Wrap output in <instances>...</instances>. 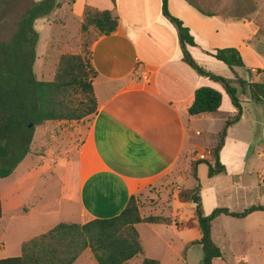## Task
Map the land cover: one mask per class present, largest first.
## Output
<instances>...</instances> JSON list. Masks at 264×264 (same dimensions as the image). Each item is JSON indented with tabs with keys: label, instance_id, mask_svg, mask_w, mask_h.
<instances>
[{
	"label": "crops",
	"instance_id": "0c3cea01",
	"mask_svg": "<svg viewBox=\"0 0 264 264\" xmlns=\"http://www.w3.org/2000/svg\"><path fill=\"white\" fill-rule=\"evenodd\" d=\"M62 1L61 8L34 23L38 34L40 24L62 32L60 38L48 44L56 52L50 62L49 51L38 53L39 34L34 72L40 81L53 80L55 65L67 45L66 26L73 19L80 27L86 5L112 10L118 17L117 28L109 36L99 37L90 47L91 65L96 72L92 88L97 110L87 118L86 129L82 123L78 126L79 142L64 153L66 158L59 164L63 165V170L59 177L61 192L54 199L56 203L46 199L43 204V199L36 196L37 201L33 200L29 208L10 207L5 204L8 197L0 192V260L19 257L23 243L59 223L83 225L94 219L120 215L132 196L149 192L183 161H194L193 153L199 152V155L200 151L208 150L225 120L235 112L218 84L198 75L183 62L177 31L162 14V0H114V3L111 0H70L69 4L67 0ZM191 1L212 15L202 14L186 0H168L167 8L193 38L195 46H188L187 51L199 67L225 78L224 69L213 63L215 58L209 53L229 48L236 49L241 57L243 52L250 53L264 66V0ZM255 49L260 54L255 53ZM39 59L42 61L38 65ZM235 69L232 70L234 75L241 78ZM201 87L220 92L221 106L216 114L191 117L187 109L195 91ZM241 101L242 117L228 129L219 155L226 174L213 178L206 175L204 182L199 180L205 215L219 208L242 212L251 206L264 205V110H255L252 118L245 122L243 105L254 103ZM199 123L214 129L203 132L207 140L202 138ZM28 156L40 157L42 163L51 158L48 152ZM31 173L24 176L21 185L32 178ZM61 211H66L68 217L79 218V222L50 221L52 215ZM227 218H218L212 228L218 222H226ZM45 221L48 224L44 232L28 238L23 234L29 225ZM242 222H253L254 232L260 235L264 212H256ZM142 225L149 224L137 225L136 230ZM193 229L197 232L193 240H199L201 234L196 221ZM218 237L224 245H229L226 230Z\"/></svg>",
	"mask_w": 264,
	"mask_h": 264
},
{
	"label": "trees",
	"instance_id": "16d2710c",
	"mask_svg": "<svg viewBox=\"0 0 264 264\" xmlns=\"http://www.w3.org/2000/svg\"><path fill=\"white\" fill-rule=\"evenodd\" d=\"M111 1L114 3V0ZM186 1L202 14L212 15L201 10L191 0ZM167 2L162 0V14L177 31L183 62L198 75L218 84L235 110L213 137L209 157L190 163L194 186L179 193L182 202L193 206L194 221L201 234L199 240L189 243L187 247L200 246L203 254L201 264H213L223 256L212 239L213 223L222 216L244 220L256 212H264V205L251 206L242 212L219 208L205 215L197 168L205 165L208 178L226 174L219 155L228 129L242 117L239 93L248 92L254 104L264 106V84L249 82L237 75L233 79H226L199 67L187 51V47L195 46V42L182 22L169 13ZM61 6L60 0L32 2L18 19L12 37L7 42H0V179L9 177L32 154L31 144L36 128L58 121H80L96 113L97 104L92 88L96 72L91 65L90 47L99 37L109 36L116 31L118 17L112 10H99L86 5L80 23L81 33L86 36L93 30L96 34L89 46L83 43V47L88 48V59L81 55L64 54L58 60L53 80L40 81L34 72L39 41L34 23L37 19L48 17ZM209 55L231 70L244 67L241 55L234 48L215 50ZM248 73L251 76V71ZM256 73L264 74V66ZM76 96L80 99L76 100ZM221 101L220 92L201 87L195 91L194 99L187 109L188 115L216 114ZM1 215L0 204V218ZM140 224L171 226L172 222L163 217L141 218L137 200L132 196L120 215L110 219H94L83 225L59 223L23 243L19 257L2 259L0 264H74L86 250L91 252L97 264H127L136 257L144 256L143 244L135 228ZM142 264L160 263L156 259L143 257Z\"/></svg>",
	"mask_w": 264,
	"mask_h": 264
},
{
	"label": "rangeland",
	"instance_id": "374dc122",
	"mask_svg": "<svg viewBox=\"0 0 264 264\" xmlns=\"http://www.w3.org/2000/svg\"><path fill=\"white\" fill-rule=\"evenodd\" d=\"M41 1L43 0H0V42H7L12 37L16 31L18 19L31 6L32 2L38 3ZM62 2H65V0ZM195 2L197 1L195 0ZM66 3L69 4L70 0H67ZM50 20L55 21L54 18ZM69 22L65 31L67 45L63 48L62 55H81L83 58L88 59V48H84L83 43H87L89 46L92 40L96 38L95 32L90 30L86 36H83L80 27H78V23L73 19L69 20ZM38 30L41 40L38 53L40 55L42 52L45 54L49 51L51 59L48 62H50L53 60L56 52L55 48L53 49L48 44L52 40L55 41L60 38L62 32L52 26L41 24L38 26ZM255 53L260 54L256 49ZM241 58L244 67L235 69L236 73L246 81L264 84V74L256 73V70L262 69L263 67L259 61L252 57L250 53L245 52H243ZM41 61L39 59L37 64L39 65ZM213 63L224 69V73L226 74L225 78L233 79L235 77L234 72L224 66V64L215 59ZM49 70L51 73L54 72L53 67H50ZM252 70L255 71L250 76L248 72ZM252 75H259V77H252ZM221 77L224 78L222 75ZM239 97L245 102L251 100L250 95L246 91L243 93L240 92ZM75 99L79 100L80 97L76 96ZM76 103L78 106V102ZM243 106L245 122H248L252 118L255 110H264V107L255 104H244ZM87 118L89 117H85V120L82 119L80 121H58L35 129L31 144L32 155L37 156L48 152L51 158L48 162L42 163L40 157L27 156L9 177L0 179V192L8 197L6 198V205L10 207L17 205L21 208H29L33 200L37 201V199H34L36 196H40L43 199V204L46 199L52 204L56 203L54 199L61 192L59 177L63 170V165L59 164H63V160L66 158L64 153H67L75 143L77 144L79 142L80 134H77L76 130L81 123L85 129L88 127L89 120ZM198 128L202 133L206 132L205 130L209 132H213L214 130L213 127L207 129L204 123H199ZM202 138L207 140V134H204ZM208 150L200 152L207 153ZM198 153H193L192 158L194 160H203L198 158ZM59 158H61L60 161ZM185 162L183 161L174 172H171V174L159 181L157 185L151 187L149 192L135 196L141 218L163 217L169 218L172 222L171 226L142 225L138 227L145 248V257L156 259L160 264L202 263L203 254L200 246L187 247L184 251L186 243L188 241H190L189 243L196 241L193 239L197 238V232L193 229L194 216L193 212H191V208L193 211V206L179 199V193L181 191L186 192L195 184V181L190 175L191 162ZM28 172H32V178L25 182V185H21L22 179ZM39 173L41 174L40 177H38ZM206 175V166H199L197 177L200 182L205 181ZM68 216L66 211H61L52 215L51 220H49L52 222L63 220L79 222V218ZM46 223L48 224V221L43 222V225L40 223L34 226L29 225L22 232L28 238L31 234L44 232L46 230ZM255 227L253 222L245 223L242 220L229 217L226 222H218L215 224L214 229L212 228L214 233L212 234L211 231V235L213 241L221 249L223 256L221 259L215 260L213 264H264V227L259 232L260 235H256V232H254ZM225 230L230 237L228 240L229 245H224L218 237L220 232ZM142 260V257H138L130 261L129 264H142ZM74 264L97 263L93 260L91 252L86 250Z\"/></svg>",
	"mask_w": 264,
	"mask_h": 264
},
{
	"label": "built area",
	"instance_id": "2783aa9c",
	"mask_svg": "<svg viewBox=\"0 0 264 264\" xmlns=\"http://www.w3.org/2000/svg\"><path fill=\"white\" fill-rule=\"evenodd\" d=\"M209 154H210V152H207V153H201V154L198 155V158H199V159H204V158L207 157Z\"/></svg>",
	"mask_w": 264,
	"mask_h": 264
}]
</instances>
